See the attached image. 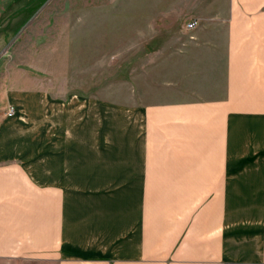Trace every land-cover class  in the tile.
Here are the masks:
<instances>
[{
	"label": "crops",
	"instance_id": "crops-1",
	"mask_svg": "<svg viewBox=\"0 0 264 264\" xmlns=\"http://www.w3.org/2000/svg\"><path fill=\"white\" fill-rule=\"evenodd\" d=\"M217 4L126 103L11 94L0 264H264V0Z\"/></svg>",
	"mask_w": 264,
	"mask_h": 264
},
{
	"label": "rangeland",
	"instance_id": "rangeland-1",
	"mask_svg": "<svg viewBox=\"0 0 264 264\" xmlns=\"http://www.w3.org/2000/svg\"><path fill=\"white\" fill-rule=\"evenodd\" d=\"M214 3L219 6L218 0H0V121L15 114L9 99L20 91L132 100L155 66L158 24L172 30L162 40L181 39L179 27L190 19L198 26L203 18L214 22L206 14Z\"/></svg>",
	"mask_w": 264,
	"mask_h": 264
},
{
	"label": "built area",
	"instance_id": "built-area-1",
	"mask_svg": "<svg viewBox=\"0 0 264 264\" xmlns=\"http://www.w3.org/2000/svg\"><path fill=\"white\" fill-rule=\"evenodd\" d=\"M198 26V21L197 20H192L188 23L187 28L188 30H194ZM14 115V110H10V116Z\"/></svg>",
	"mask_w": 264,
	"mask_h": 264
}]
</instances>
